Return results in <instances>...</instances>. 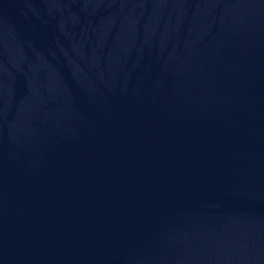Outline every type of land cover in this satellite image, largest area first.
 Returning <instances> with one entry per match:
<instances>
[{"label": "water", "instance_id": "water-1", "mask_svg": "<svg viewBox=\"0 0 264 264\" xmlns=\"http://www.w3.org/2000/svg\"><path fill=\"white\" fill-rule=\"evenodd\" d=\"M0 264H264V0H0Z\"/></svg>", "mask_w": 264, "mask_h": 264}]
</instances>
